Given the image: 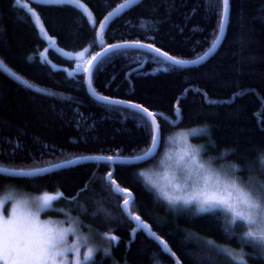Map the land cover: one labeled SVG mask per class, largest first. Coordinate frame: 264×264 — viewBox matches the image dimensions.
I'll return each instance as SVG.
<instances>
[{"label": "trees", "instance_id": "1", "mask_svg": "<svg viewBox=\"0 0 264 264\" xmlns=\"http://www.w3.org/2000/svg\"><path fill=\"white\" fill-rule=\"evenodd\" d=\"M79 1L91 10L94 25L71 4L31 2V7L60 49L87 51L92 58L106 46L139 42L178 60L197 59L215 42L223 13L222 0H142L115 18L100 38V24L128 0ZM43 52L57 68L42 61ZM154 57L120 50L94 70L99 95L166 118H158V154L143 164L115 165L112 179L133 195L132 214L181 264H239L233 256L241 253L246 264H264V247L246 238V226L232 225L219 210L175 208L140 174L161 155L166 136L201 130L191 141L213 166L253 190L264 187V0H229L224 41L204 64L182 68ZM0 62V167L33 170L82 157H135L150 148L148 120L95 100L84 72L77 71L78 61L50 48L30 12L15 0H0ZM111 169L109 163L89 162L44 176L0 175V189L60 195L45 215L70 216L94 240L88 264H176L143 230L135 232L122 207L125 197L107 180Z\"/></svg>", "mask_w": 264, "mask_h": 264}, {"label": "rangeland", "instance_id": "2", "mask_svg": "<svg viewBox=\"0 0 264 264\" xmlns=\"http://www.w3.org/2000/svg\"><path fill=\"white\" fill-rule=\"evenodd\" d=\"M16 4L25 8L30 12L40 35L48 42L49 47L61 54L62 56L77 60V71L85 72V69L91 60L92 56L89 55L87 51L82 53H70L60 49L56 41L52 39L45 31L41 19L35 13L31 7V2H40L48 4H71L78 7L84 12L88 17L91 24H95L94 16L87 5L82 3L79 0H15ZM42 61L49 63L52 67L57 68L56 65L50 62L47 57L46 52L41 54ZM165 68L164 66H162ZM69 75L74 73L67 70ZM201 130H176L170 135L165 137L164 148L156 160L149 165L147 168L143 169L140 174H147L152 176L153 180L156 182V185L148 183L146 176L141 175L146 185L154 191L156 194L161 196L165 201L170 205L179 209H188L195 213H201L198 211L200 205L198 201H193L191 204H185L184 199H187L190 196L196 195L199 193L200 189L203 186L202 178L198 180L196 176V169L194 167L188 166L189 158L185 157L184 161H180L179 157L185 151H189L196 156L197 162L205 166V170H210L211 173L220 175L222 178L237 180L233 176L229 175L227 170L217 169L216 166H213L212 163L207 160L202 154V147L197 146L192 143V137L199 135ZM207 174V172H202L201 177ZM191 176V178H189ZM167 177L168 179H165ZM171 181V183H169ZM179 185V187H175ZM167 193L169 197H182L179 201H170L164 195ZM51 196L52 202L48 207H42V199L44 196ZM60 197L58 194H40V195H27L22 190L8 187L5 189H0V203L4 205L3 217L5 219L10 217V210L16 208L17 204L21 202L26 203L30 207H33L35 210H38L41 213V219L51 218L54 223L66 227L73 228V232H69L65 241L57 248V252L60 255L57 256V264H88L92 261L85 260L84 257L87 255L88 249H92L94 257V240L91 239L88 235L82 234L79 231L77 222L70 216L65 218H55L49 215H45L47 212L54 209V201ZM19 211V209H17ZM231 221V217L226 213ZM254 230L246 226V232ZM0 264H5V262L0 259ZM51 264V261L48 262Z\"/></svg>", "mask_w": 264, "mask_h": 264}, {"label": "snow or ice", "instance_id": "3", "mask_svg": "<svg viewBox=\"0 0 264 264\" xmlns=\"http://www.w3.org/2000/svg\"><path fill=\"white\" fill-rule=\"evenodd\" d=\"M139 0H129V3H138ZM224 12L223 19L219 25V31L222 33L225 29L224 21L228 17V0H223ZM123 7V5H122ZM2 63V62H0ZM139 108V106H136ZM142 113L146 119H149L152 114L148 113L147 109H142ZM158 127L153 129V145L155 144L156 134H158ZM149 151L148 155H151ZM185 157L189 158L188 166L196 169V176L198 180L202 178L203 186L199 193L184 199L182 197H169L167 193L164 195L170 201H179L184 199L185 204H191L193 201L199 202L198 211L204 212H216L220 211L227 213L231 217V224L238 225L240 227L248 226L251 229L246 232V238L250 242H254L264 247V187H259L255 190L249 188L246 183L238 180H232L222 178L220 175L211 173L210 170H205V166L197 162L196 156L189 151H185L180 155V161H184ZM143 157L142 159H146ZM236 170H239L237 166H234ZM202 172H207L201 177ZM146 176L148 183L156 185L152 176L147 174H141ZM191 178V176H189ZM165 179H168L165 177ZM171 183V181H169ZM175 187H179L176 185ZM122 193V190L117 189ZM130 195V194H129ZM51 196H44L42 199V207H48L52 202ZM134 199V198H133ZM125 205L128 204V200L124 201ZM19 209V204L16 208L10 210V217L5 219L3 217L4 205L0 203V259L5 264H57V256L60 255L57 252V248L65 241L67 234L73 232L74 229L69 227L62 229L55 233L50 243L46 245L20 247L15 243V234L17 231V225L15 220ZM139 220V217H135ZM109 239L113 242H117L118 238L110 236ZM243 253L239 254V257L233 256V259H238L239 264H246L243 259ZM93 258L92 249H88L85 260H91ZM62 264V262H61ZM79 264V262H77Z\"/></svg>", "mask_w": 264, "mask_h": 264}, {"label": "water", "instance_id": "4", "mask_svg": "<svg viewBox=\"0 0 264 264\" xmlns=\"http://www.w3.org/2000/svg\"><path fill=\"white\" fill-rule=\"evenodd\" d=\"M141 1L142 0H139L138 3L132 4V3H129V0H128V1L124 2L123 4H121L120 6H118L117 8H115V10L110 12L99 26V29H98L99 37L101 38L103 36L105 30L108 28L109 24L115 18H117L118 16H120L121 14H123L124 12L129 10L130 8L136 6ZM222 2H223V0H222ZM122 5H123V7H122ZM223 12H224V5H223ZM222 19H223V13H222ZM222 19H221V21H222ZM228 20H229V0H228V17H227V20L224 21V23H225L224 31L222 33L219 31L218 36H217L215 42L213 43V45L211 46V48L209 50H207L202 56H200L199 58L194 59V60H178V59L164 53L163 51L155 48L152 45L139 43V42L122 43V44L106 46L101 51H99L89 61L88 65L85 69L84 79H85V84H86V87H87L89 94L95 100H97L100 103L129 109V110H132L134 112H137L138 114H140L144 117V115L142 113V109H145L144 107L137 105V104H134V103L109 99V98H106V97L99 95L95 91V89L93 87V83H92V78H93L94 70H95L96 66L99 64V62L102 59H104L106 56H108L109 54L116 52V51L139 50V51L147 52V53L163 60L164 62L168 63L169 65H172V66L182 67V68L200 66L214 56V54L217 52L220 45L224 41V38H225V35L227 32ZM136 106H139V108ZM147 111H148V113L152 114V116L149 119H147L148 122L150 123L151 127H152V138H153V134H154L153 129L158 127L159 131H158V134H156L155 144L153 145V139H152V144H151L150 148L145 153H143L141 155H138L135 157H101V156H98V157H96V156L82 157V158H75V159H71V160H68L65 162H60L57 164H53L51 166H47V167L39 168V169H33V170H13V169L0 167V175L9 176V177H16V178L36 177V176H44L46 174H50L52 172H55V171H58V170H61L64 168H69V167L79 165L82 163H89V162L109 163L111 165L112 169H111V172L107 176V180L113 185V190L115 193L124 196L125 200L126 199L128 200V204L125 205V203L123 202L122 207H123L125 213L129 216V218L131 220H133V222L136 224L135 232H137L139 230H143L149 237L153 238L156 242H158V244L162 247V249L167 254L171 255L174 258L176 264H181V262L177 259L175 254L169 249L167 243L162 238H160L156 233H154L151 230V228L146 223H144L142 221V219L140 217H139V220L135 219V217H138V216L132 214V212H131V204L133 203V200H134L133 195L129 191H126V190L119 188L118 184L112 179V175L114 173L115 165H118V164H143V163L150 161L151 159H153L158 154L160 147H161V135H162L160 124L158 122V118H162V119H166V118L160 113H154V112H151L149 110H147ZM176 114L178 117V121L176 123H173L174 126L177 125L180 121V111L178 110ZM149 151H151V153H152L151 155H148ZM146 156H147L146 159H142L143 157H146ZM117 189L122 190V193L118 192Z\"/></svg>", "mask_w": 264, "mask_h": 264}, {"label": "clouds", "instance_id": "5", "mask_svg": "<svg viewBox=\"0 0 264 264\" xmlns=\"http://www.w3.org/2000/svg\"><path fill=\"white\" fill-rule=\"evenodd\" d=\"M17 231L15 243L20 247L46 245L51 242L55 233L62 227L49 219H41V213L26 203L19 204V211L15 220Z\"/></svg>", "mask_w": 264, "mask_h": 264}, {"label": "bare ground", "instance_id": "6", "mask_svg": "<svg viewBox=\"0 0 264 264\" xmlns=\"http://www.w3.org/2000/svg\"><path fill=\"white\" fill-rule=\"evenodd\" d=\"M155 58V57H154Z\"/></svg>", "mask_w": 264, "mask_h": 264}]
</instances>
